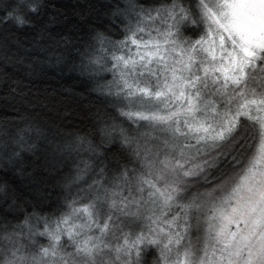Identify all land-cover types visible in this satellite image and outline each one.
<instances>
[{
    "label": "snow or ice",
    "instance_id": "snow-or-ice-1",
    "mask_svg": "<svg viewBox=\"0 0 264 264\" xmlns=\"http://www.w3.org/2000/svg\"><path fill=\"white\" fill-rule=\"evenodd\" d=\"M27 8L38 13V0ZM100 8L107 25L79 45L48 23L27 44L0 34V83H19L13 67L75 73L104 102L94 134L59 143L47 175L23 166L33 138L4 130L14 147L0 141V169L35 195L0 183V264H264V0ZM0 11L27 22L18 4L0 0ZM82 152L91 163L63 172ZM49 188L58 199L45 210Z\"/></svg>",
    "mask_w": 264,
    "mask_h": 264
},
{
    "label": "trees",
    "instance_id": "trees-1",
    "mask_svg": "<svg viewBox=\"0 0 264 264\" xmlns=\"http://www.w3.org/2000/svg\"><path fill=\"white\" fill-rule=\"evenodd\" d=\"M5 2L18 4L20 14L27 22L21 26L12 19L0 21V34H12L27 44L36 36L38 28L48 23L51 31L67 33L79 45L86 38L90 27L104 29L107 25V17L100 5L121 0H38V13L27 8L30 0ZM2 15L3 12L0 11V16ZM53 18L57 22H53ZM71 25H76L77 28L69 32ZM113 38H118L115 31ZM7 71L19 83L13 84L11 80L0 83V141H7L8 147L12 148L14 145L4 136V130L7 129L11 136H15L18 130H25L24 135L31 136L37 148L34 153L21 154L23 166L26 171L36 175H47L46 164L52 159L59 143H63L76 132L94 134V114L97 110H104V102L91 91L92 85L75 73L49 72L40 77H31L23 69L13 67ZM105 75L110 77V74ZM10 87L17 88V93H9ZM29 127L31 132L27 131ZM35 129H40L42 134L37 136ZM3 150L4 145L0 143V151ZM112 151L113 155L109 156V160L114 166L121 157L115 149ZM82 160L91 163L90 154L82 152L79 157L65 159L61 169L65 173L74 171L77 164L83 166ZM4 181L21 197L27 200L34 198L33 186L19 173L0 169V183ZM48 190L52 195L42 205L45 210L50 209L58 199V190Z\"/></svg>",
    "mask_w": 264,
    "mask_h": 264
}]
</instances>
